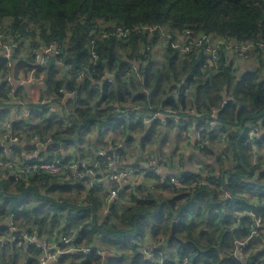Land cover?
<instances>
[{
  "label": "trees",
  "instance_id": "obj_1",
  "mask_svg": "<svg viewBox=\"0 0 264 264\" xmlns=\"http://www.w3.org/2000/svg\"><path fill=\"white\" fill-rule=\"evenodd\" d=\"M118 26L127 30L126 36L119 34ZM147 26L159 29L151 33ZM0 27L16 42L13 67L0 57L2 74L31 73L44 83L42 98L58 100L64 87L76 92L66 101L69 113L52 114L41 106L38 111L33 109V116L15 121L16 131L29 135L21 143L23 148H37V143L28 142L35 135L41 143L50 138L43 153L68 161L87 152L92 155L99 146L108 149L120 134L124 143L121 154L128 162L131 151L167 149L164 142L168 136L162 140V125L158 121L144 123L146 107L182 109L189 118L193 117L192 109L203 116L218 110L219 128L198 125L209 140L208 145L196 148L203 162L199 172L225 170V185L234 197L229 201L223 196L222 183L191 191L169 190L170 194L136 185L129 187L120 204L105 206L103 188L89 189L84 182L48 173L14 179L0 172V222L13 214L20 228L37 229L50 237L73 234L79 242L97 243L112 254L110 264H129L132 254L135 257L130 264H148L133 239L150 232L163 235L170 247L177 245V254L187 256L191 264H244L233 252L235 241L248 237V223L240 230L232 226L241 204L250 208L261 202L256 212L264 216V171L260 166L264 165V135L244 144V131L250 123H259L264 129V49L256 46L254 55L246 60L222 51L212 64L204 47L182 53L172 43H184L186 30L195 36L264 42V0H0ZM162 34L171 37L164 39ZM54 42L60 45L57 58L64 65L38 64L34 52ZM92 42L99 54L96 64ZM69 63L73 71L67 70ZM134 64L139 76L132 70ZM80 69L86 70L87 76L78 80ZM108 72L112 73L110 80L105 79ZM11 88L7 83L0 85V127L11 117L15 105L7 95ZM16 94L22 99L21 90ZM115 107L119 109L115 111ZM189 125L173 123L171 133L184 138ZM222 133H229L232 164L218 155ZM20 148L15 145L12 150ZM258 156L260 164L256 166L253 162ZM251 198L257 202L251 204ZM174 221L176 235L195 245L182 247L175 240L169 241ZM249 244L247 261L258 264L264 259V234ZM24 248L0 245V262L37 264L39 250L35 246ZM65 256L81 264H101L96 254L88 259L70 254L63 259ZM168 256L169 260L174 258Z\"/></svg>",
  "mask_w": 264,
  "mask_h": 264
},
{
  "label": "built area",
  "instance_id": "obj_2",
  "mask_svg": "<svg viewBox=\"0 0 264 264\" xmlns=\"http://www.w3.org/2000/svg\"><path fill=\"white\" fill-rule=\"evenodd\" d=\"M151 33L159 29L158 26L145 27ZM120 35L126 36L127 30L118 26ZM185 37L184 43L173 42L172 47L180 49L182 53L192 52L194 49L204 47L210 56V62L216 64L220 59L222 51L226 53L235 54L238 59L246 60L256 52V46H261L264 49V42L255 41L256 39L247 42H238L230 37H214L208 34L193 35L191 30H186L183 33ZM194 36V37H193ZM164 39H170V35L162 34ZM16 42L11 39L10 34L0 27V57H4L9 61V67H13L12 54ZM59 43L54 42L49 47H42L37 49L34 54L38 64L45 66L49 63L52 56L56 57L55 62L64 65L61 60L57 58L61 52L59 51ZM94 64L99 58V54L95 49L94 43L90 44ZM54 62V63H55ZM52 65V64H51ZM68 71H73L74 66L69 63L66 65ZM132 70L137 76L140 72L137 66L132 65ZM0 72V85L7 83L12 88L7 92V95L14 100L15 105L14 116L5 121L0 127V135L3 141L0 142L2 153L0 154V172L13 177L14 179H27L33 177L38 173H48L56 177H65L71 181L84 182L89 189H102V202L105 206L111 204H120L128 195L130 186L142 185L143 188L151 191L157 190H179L191 191L201 186H218L222 183L221 192L223 196L229 201L234 200L230 190L227 189L225 181L218 173L209 174L207 172H194V175H188L184 172L168 171L164 165L163 156H152L150 151H145L141 156L142 159L136 162H127L121 154L123 148L122 143H115V145L105 148L99 146L94 150L93 156L88 155L84 157L73 158L68 161L59 158H49L50 154H40L41 150L47 149L51 139L47 142L41 143L35 135L29 143H37V148L28 151L21 145L22 142L28 140L29 135L26 131L17 132L15 129V121L24 119L25 117L33 116V109L37 111L44 106L48 113H61L64 111L69 113L70 108L66 105V101L70 97H74L76 92L69 91L66 87L61 88L62 96L55 100L50 97L41 98L38 101L39 106H34L30 102L20 99L16 93L21 86L29 83L30 80H25V74ZM78 80L84 79L87 76V71L80 69L77 71ZM112 73H106L105 79L110 80ZM32 78V74L28 75ZM103 79V80H105ZM103 82V81H101ZM227 102V101H226ZM225 102V103H226ZM37 103V102H35ZM225 105V104H224ZM224 107V106H223ZM119 108L115 107L117 111ZM146 113L143 118L145 124L153 121H158L166 131L175 123L176 125H185L190 123L185 131V138L188 143L193 144L195 148L204 147L208 145L209 140L203 136V133L198 128V125L205 123L211 129L219 128L221 125L217 119V111L214 110L209 116H203L196 113L194 109L191 110L192 118L184 116V110H155L153 107H146ZM222 109V108H220ZM244 144L255 142L264 135V129L259 123H250L247 130L244 131ZM219 141L222 146L220 151V158L226 163H233L234 155L232 153V145L229 144V133H222L219 136ZM20 145L18 152H14L12 147ZM230 146V147H229ZM259 156L255 157L253 164L258 165ZM261 170L264 171V165L260 164ZM264 203V200H263ZM257 205V204H256ZM254 205L251 210L243 208L238 205V213L232 229L240 230L248 223L249 235L246 239H237L235 241L234 256L237 260L244 264H252V260L247 261V248L249 242L264 234V218L259 216L256 212L258 206ZM247 222L244 224V219ZM7 228V230H4ZM133 243L137 247V251L143 255L144 260L148 264H191L187 256L171 254L174 257L169 260L163 245H165V238L159 233H148L144 236L136 237ZM0 245L22 249L23 247L35 246L39 250L37 257V264H61L63 256L66 254L77 255L81 259H88L90 256L96 254L101 258V264H110L111 253H108L99 244H88L86 242H79L78 238L73 234L61 233L58 237L55 235L50 237L42 235L37 229L20 228L15 220L14 215L11 214L5 222H0ZM249 262V263H248ZM258 264H264V259L260 260Z\"/></svg>",
  "mask_w": 264,
  "mask_h": 264
},
{
  "label": "crops",
  "instance_id": "obj_3",
  "mask_svg": "<svg viewBox=\"0 0 264 264\" xmlns=\"http://www.w3.org/2000/svg\"><path fill=\"white\" fill-rule=\"evenodd\" d=\"M43 84L44 83L42 81L41 82L34 81V82H31V83H28V84H26L24 86L19 87L18 91H20V90L22 91V95H23L22 99L23 100H25L26 102L35 103V102L39 101L40 98L43 97L42 96L43 95V90H44ZM13 116H14V110H12V114H11L10 119ZM148 124H150V123H148ZM164 132H165V130L163 128V133ZM169 137L170 138H168V139H169L170 142H171L172 139L174 141V143L172 141L170 149H168V148L167 149H163L162 152H160L158 147H157L154 150V152L150 151L152 153L151 155L155 156V157H159L160 155L163 156L164 165H165L166 169L169 172L170 171H175V172H179V171L184 172L185 171L186 173L199 172V168L202 169V165L201 164H203V162H202V160L200 158V155H198L199 153L197 152V149L193 146V144L188 143L185 137L183 138L184 139L183 140L180 137V135L178 136L175 132L174 133H170ZM245 138H246V136H245V133H244V140H245ZM228 141H229V144L231 146L232 145L231 141L230 140H228ZM221 150H222V146L220 145L219 150H218V155H220V151ZM43 152H44V150H41V152H39V153L42 154ZM46 153L47 152H45L44 154H46ZM87 153H88V155H90L89 152H87ZM93 153H94V150H93ZM130 153H131V156H129V158H128L129 161L128 162H136V161H139L140 159L143 158V156H141L143 153L140 150H138L137 152H135V151L132 152L131 151ZM90 156H93V154L90 155ZM181 164H182V167H181ZM226 170H228V169H226ZM216 173L221 175L223 177V179H224L226 171L224 170L222 173H220L218 171ZM251 199H249V201ZM250 202H251V204H253V202H257V199H255V200L252 199V201H250ZM262 202H263V200H262ZM258 203H261V202H257V203H255L253 205H256ZM243 208H245V207H243ZM245 209L251 210L252 206H250V208H245ZM263 218H264V216H263ZM172 247H173V245H172ZM173 249L174 250L172 251V255L173 256L178 255L177 254V250L175 249V247H173ZM24 250H28L27 247L24 248ZM70 255H73V254H70ZM65 257H64V259H63L61 264H81L80 260L74 259L72 256L71 257L70 256H68V257L65 256ZM134 257H135L134 254L129 256V260H128L129 264H130V262L133 263ZM2 263L3 262L1 261L0 264H2ZM19 264H24V263H23V261H20Z\"/></svg>",
  "mask_w": 264,
  "mask_h": 264
},
{
  "label": "rangeland",
  "instance_id": "obj_4",
  "mask_svg": "<svg viewBox=\"0 0 264 264\" xmlns=\"http://www.w3.org/2000/svg\"><path fill=\"white\" fill-rule=\"evenodd\" d=\"M25 78H26L25 80H27V81L30 80L29 83L34 82V81H38V82H41V81H42V80H40V79H34L33 77L30 79V78H28L27 75H25ZM42 82H43V81H42ZM40 99H41V98H40ZM39 101H40V100H39ZM164 130H165V129H164ZM171 132H172L171 128L168 129V131H166V135L168 136V138H170V137H169V134H170ZM107 137H109V136H107ZM161 138L164 139V138H165V135L163 134ZM168 138L166 139V142H164V143H165V146H164V144H163V146H164L165 148H168V144L170 143V141H169ZM163 139H162V140H163ZM182 139H183V138H182ZM121 140H123V138L121 137L120 134H118V135L115 136V142H116V144H117V143H122ZM157 140H158V139H157ZM183 140H184V139H183ZM122 144L124 145V143H122ZM201 165H202V168H203V164H201ZM199 169H200V168H199ZM164 192H166V191H164ZM166 194H170V191H169V192H166ZM161 236H163V235H161ZM163 237H164V236H163ZM256 244H257V243H256ZM251 245L254 246L253 241H252ZM251 245H250V247H252ZM173 247H175V249H177V246H176V245H174ZM173 247H172V246L170 247V245L165 244L163 248H164L165 252H166L168 255H170V254H172V251L174 250ZM175 251H176V250H175Z\"/></svg>",
  "mask_w": 264,
  "mask_h": 264
},
{
  "label": "water",
  "instance_id": "obj_5",
  "mask_svg": "<svg viewBox=\"0 0 264 264\" xmlns=\"http://www.w3.org/2000/svg\"><path fill=\"white\" fill-rule=\"evenodd\" d=\"M56 60V57L55 56H52L51 57V60H50V65L53 64ZM101 84H103V82H100ZM241 133H243V130H241ZM175 228H176V222L174 221L173 224H172V230H171V234L169 236V241L170 240H175L177 241L182 247L184 246H187L189 244L191 245H195L194 242L192 240H183L181 238H179L177 235H176V232H175Z\"/></svg>",
  "mask_w": 264,
  "mask_h": 264
}]
</instances>
